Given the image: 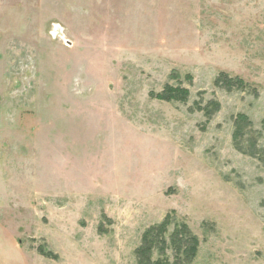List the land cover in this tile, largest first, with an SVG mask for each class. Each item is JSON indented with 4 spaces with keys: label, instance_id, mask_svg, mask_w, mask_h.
I'll use <instances>...</instances> for the list:
<instances>
[{
    "label": "rangeland",
    "instance_id": "374dc122",
    "mask_svg": "<svg viewBox=\"0 0 264 264\" xmlns=\"http://www.w3.org/2000/svg\"><path fill=\"white\" fill-rule=\"evenodd\" d=\"M175 72L189 102L152 99ZM211 100L206 122L191 109ZM238 114L264 149V0H0V264H137L170 213L193 264H264V165L235 149Z\"/></svg>",
    "mask_w": 264,
    "mask_h": 264
},
{
    "label": "trees",
    "instance_id": "16d2710c",
    "mask_svg": "<svg viewBox=\"0 0 264 264\" xmlns=\"http://www.w3.org/2000/svg\"><path fill=\"white\" fill-rule=\"evenodd\" d=\"M184 78L189 83L193 81L190 75H186ZM171 79L176 80V84H167L160 93H151L150 97L162 102L187 104L191 93L189 89L183 87L181 83L182 76L175 72L171 75ZM214 84L217 88L226 89L227 91L246 89L243 80L232 78L226 73L219 74ZM191 110L203 113L206 122H210L221 110V104L216 100H211L204 106L196 102ZM262 125L264 127V120ZM252 127L253 122L245 114H238L235 117L234 147L240 153L257 159L264 165V149L259 148L256 139L251 140ZM199 247L200 241L190 227L179 221L175 213H170L162 222L146 229L142 236L141 245L137 248L135 254L137 264H193L197 258ZM169 248L173 250V261H170L167 256ZM41 251L43 256L54 258L51 252ZM155 253L159 254L157 258L154 257Z\"/></svg>",
    "mask_w": 264,
    "mask_h": 264
}]
</instances>
